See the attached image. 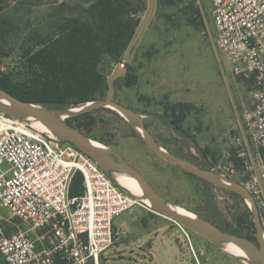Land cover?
<instances>
[{
  "label": "rangeland",
  "instance_id": "obj_1",
  "mask_svg": "<svg viewBox=\"0 0 264 264\" xmlns=\"http://www.w3.org/2000/svg\"><path fill=\"white\" fill-rule=\"evenodd\" d=\"M147 9L148 0H0V81L24 99L58 109L104 99L108 76L123 60ZM214 35L209 0H154L153 14L125 61L126 71L113 80L112 97L141 115L156 145L244 187L248 173L237 151L242 135L237 117L245 130L251 86L221 61L237 116L212 46ZM66 121L119 152L173 204L231 233L255 231L243 197L162 159L116 110L97 107ZM134 210L152 212L140 205ZM0 214L11 216L1 204ZM153 218L179 231L167 235L175 255L166 242L155 243L163 258L159 264H181L174 234H180L176 240L186 248L187 263L191 255V264H245L223 245L190 230L189 244L172 220ZM11 221L21 227L15 217ZM127 232L104 261L149 264L138 249L141 241L133 245Z\"/></svg>",
  "mask_w": 264,
  "mask_h": 264
},
{
  "label": "built area",
  "instance_id": "obj_2",
  "mask_svg": "<svg viewBox=\"0 0 264 264\" xmlns=\"http://www.w3.org/2000/svg\"><path fill=\"white\" fill-rule=\"evenodd\" d=\"M209 1L219 57L251 86L252 105L244 113L249 150L243 135L236 142L264 241V0ZM78 172L83 192L71 195ZM0 204L11 212L0 214V264H108L105 253L128 236L115 218L136 205L151 211L70 143L2 112ZM177 225L190 244L189 230Z\"/></svg>",
  "mask_w": 264,
  "mask_h": 264
},
{
  "label": "water",
  "instance_id": "obj_3",
  "mask_svg": "<svg viewBox=\"0 0 264 264\" xmlns=\"http://www.w3.org/2000/svg\"><path fill=\"white\" fill-rule=\"evenodd\" d=\"M154 10V0H148L147 13L142 20L138 31L136 32L133 39L130 41L125 53L123 60L117 64L115 71L112 72L107 79L108 82V92L104 99H99L95 101L96 104L85 107L81 112L89 111L91 109L109 106L112 109L123 113L128 117H135L139 123L140 130L142 132V138L158 156L162 159L182 167L186 171L192 172L199 175L209 181L216 187L228 189L237 192L244 200L249 202V210L253 216V223L255 227V239L252 240L248 237L234 234L225 231L211 222L209 219L198 215L194 212L187 211V213H181L177 210L176 205L173 204L168 198L161 195L149 180L144 176L141 171H139L135 166L129 163L119 152H117L112 147L98 142L87 135L83 134L81 131L70 125L66 120L62 118V115L67 112V109H58L43 105L36 102H31L27 100L20 99L6 90L0 87V112L16 119L19 121H24L31 125L32 119L39 122L47 131L48 134L53 136L56 140L61 142H68L73 145L76 149L83 152L92 158L98 166L116 183L113 177V173H123L132 177L138 184L139 189L143 198L146 200H141L147 203L151 209L158 214L164 215L171 219L173 222L180 224L181 226L187 228L188 230L206 238L208 241L216 246H224L225 244H232L240 249L246 256L247 262L249 264H264V241L261 234V225L259 220V214L257 207L253 201L250 193L240 184H228L217 180L216 176H221L227 178L222 174H214L212 171L202 169L197 164L190 162L186 159L173 155L166 150L162 149L156 145L150 138L147 130L145 129L141 115L133 111L130 108L113 100V80L126 71L125 61L130 55V51L133 46L137 43L141 37L149 19L151 18ZM212 46L219 62V66L226 84L227 91L229 93L233 108L238 116L236 106L233 100L231 89L228 84L223 66L221 64V59L219 57L218 51L216 49L215 41L211 36ZM86 102L85 104H87ZM83 104V105H85ZM82 105V106H83ZM80 113V112H78ZM242 135L244 137L246 146L249 150V143L246 137L245 131L243 129L241 120L239 116L237 117ZM34 127V126H33ZM36 128V127H34ZM38 129V128H36ZM39 130V129H38ZM42 131V130H41ZM95 141V142H94ZM228 179V178H227ZM117 184V183H116ZM118 185V184H117ZM125 191V190H123ZM126 192V191H125ZM127 193V192H126Z\"/></svg>",
  "mask_w": 264,
  "mask_h": 264
},
{
  "label": "crops",
  "instance_id": "obj_4",
  "mask_svg": "<svg viewBox=\"0 0 264 264\" xmlns=\"http://www.w3.org/2000/svg\"><path fill=\"white\" fill-rule=\"evenodd\" d=\"M134 212L135 210L133 209L127 213L122 220H117V218H115L114 222L116 225L123 226L130 231L133 245L135 241H141V246L138 249L142 252V254H146L148 256L149 264H159V260L163 261V258L160 256L159 251L156 250L155 243L161 245L166 242L168 244V233H174L175 231H178V229L176 227L166 225L167 223H164L163 221L161 223H155L153 217L158 214H155L154 212H146L145 210H141L136 214ZM173 236L175 244L181 252V264H191V255L190 262L187 263V260L183 257L187 252L186 248L184 244L181 245L180 241L177 242L176 240L180 238V234L178 236L174 234ZM168 245L173 255H175L171 244ZM162 247H164V245Z\"/></svg>",
  "mask_w": 264,
  "mask_h": 264
},
{
  "label": "bare ground",
  "instance_id": "obj_5",
  "mask_svg": "<svg viewBox=\"0 0 264 264\" xmlns=\"http://www.w3.org/2000/svg\"><path fill=\"white\" fill-rule=\"evenodd\" d=\"M93 104H96V102H88L87 104L85 105H80V106H77V107H74V108H69L67 109V112L65 114L62 115V118L64 120L67 119V117H69L70 115H74L78 112H81V110H83L85 107L87 106H90V105H93ZM109 107V106H107ZM109 108H112V107H109ZM118 112V111H117ZM121 116H123L131 125L132 127L134 128L135 132L138 134V136L140 138H142V132L140 130V127H139V123L138 121L136 120L135 117H128L126 115H124L123 113L121 112H118ZM32 124L38 128L39 130H42V131H47L39 122L37 121H34L32 119H29ZM95 142V141H94ZM220 174V173H219ZM113 177H114V180L116 181V183L118 184L117 186L121 189V190H125L128 194H130L135 200H144L146 201L142 194H141V191L139 189V186L137 184V182L130 176L126 175V174H123V173H113ZM217 180H219L220 182H223V183H228V184H234L233 182H231L229 179L227 178H223L221 176H216L215 177ZM176 208L179 212L181 213H187V209H185L184 207L182 206H179V205H176ZM154 212V211H152ZM155 214H158L156 212H154ZM158 215H161V214H158ZM163 216L164 218H168L164 215H161ZM169 219V218H168ZM171 220V219H170ZM223 250L229 254V255H232L233 257H236V258H239L241 259L245 264H249L247 262V259H246V256L245 254L240 250L238 249L236 246L228 243V244H225L224 247H223Z\"/></svg>",
  "mask_w": 264,
  "mask_h": 264
},
{
  "label": "trees",
  "instance_id": "obj_6",
  "mask_svg": "<svg viewBox=\"0 0 264 264\" xmlns=\"http://www.w3.org/2000/svg\"><path fill=\"white\" fill-rule=\"evenodd\" d=\"M0 87L4 90H6L7 92L11 93L12 95L20 98V99H23V100H27V99H24L22 98L21 96H19L16 91L14 90V88L8 84L6 81H0ZM27 101H30V100H27ZM33 102V101H31ZM179 122H180V118H179ZM83 192V187H82V175L80 172L76 173L73 180H72V183H71V187H70V194L71 195H80L81 193ZM251 225L253 226V224L251 223ZM219 227V226H218ZM222 229V228H221ZM253 229V228H252ZM224 230V229H223ZM234 234H238V235H242V233L240 231H233ZM254 232V231H253ZM245 237H248L252 240H254V237L251 236V235H247Z\"/></svg>",
  "mask_w": 264,
  "mask_h": 264
}]
</instances>
